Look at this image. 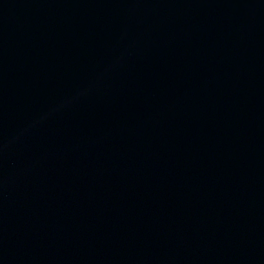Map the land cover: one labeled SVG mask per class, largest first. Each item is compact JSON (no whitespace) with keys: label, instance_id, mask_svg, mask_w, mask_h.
Returning <instances> with one entry per match:
<instances>
[{"label":"water","instance_id":"water-1","mask_svg":"<svg viewBox=\"0 0 264 264\" xmlns=\"http://www.w3.org/2000/svg\"><path fill=\"white\" fill-rule=\"evenodd\" d=\"M0 264H264V0H0Z\"/></svg>","mask_w":264,"mask_h":264}]
</instances>
